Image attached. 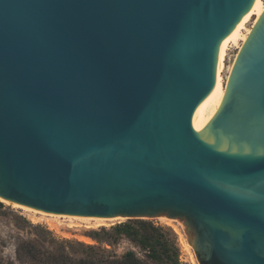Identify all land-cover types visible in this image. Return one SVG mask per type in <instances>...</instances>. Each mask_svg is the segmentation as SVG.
<instances>
[{
  "label": "water",
  "instance_id": "obj_1",
  "mask_svg": "<svg viewBox=\"0 0 264 264\" xmlns=\"http://www.w3.org/2000/svg\"><path fill=\"white\" fill-rule=\"evenodd\" d=\"M256 0H0V198L184 227L198 264H264V12L222 103V42Z\"/></svg>",
  "mask_w": 264,
  "mask_h": 264
},
{
  "label": "rangeland",
  "instance_id": "obj_2",
  "mask_svg": "<svg viewBox=\"0 0 264 264\" xmlns=\"http://www.w3.org/2000/svg\"><path fill=\"white\" fill-rule=\"evenodd\" d=\"M253 21L247 27L251 28ZM228 57L225 62V71L223 77L226 80L229 68L238 54V47L231 46ZM0 258L4 264H32L26 255L28 244L35 245L41 250H65L73 259L85 257L89 252L87 246H93L98 250H103L117 257L123 256L126 252L133 251L138 257L145 259V253L136 247L130 240L122 237L118 242H113L110 237L103 236L101 230H110L112 227L126 223L127 219L112 220L106 222L104 226L95 229L85 227H72L70 222L65 219L56 221L55 218L35 214L20 207H13L0 201ZM49 215V214H48ZM153 221L157 226L171 229L177 238V244L180 248V261L182 264H197L191 260L189 253L183 247L180 236L175 231L179 221L172 220L171 224L160 219ZM51 224L56 228L52 227ZM184 230V227H183ZM101 232V238H96L95 233ZM185 234V233H184ZM82 238H88L91 244L82 241ZM187 238V236H186ZM197 262V261H196Z\"/></svg>",
  "mask_w": 264,
  "mask_h": 264
},
{
  "label": "trees",
  "instance_id": "obj_3",
  "mask_svg": "<svg viewBox=\"0 0 264 264\" xmlns=\"http://www.w3.org/2000/svg\"><path fill=\"white\" fill-rule=\"evenodd\" d=\"M101 232L115 243L122 237L130 240L145 253V259L133 251L117 257L93 246L86 247L89 253L85 257L73 259L65 250H41L31 243L26 255L32 264H182L174 232L157 226L153 221L128 220L110 230L104 228ZM101 232H96L95 237L101 238ZM0 264H4L1 258Z\"/></svg>",
  "mask_w": 264,
  "mask_h": 264
},
{
  "label": "bare ground",
  "instance_id": "obj_4",
  "mask_svg": "<svg viewBox=\"0 0 264 264\" xmlns=\"http://www.w3.org/2000/svg\"><path fill=\"white\" fill-rule=\"evenodd\" d=\"M264 12V0H256V3L254 4L253 8L243 17L241 22L238 24L236 29L222 42L221 48H220V55H219V64H218V70H217V80H216V86L213 92L210 94L208 100L206 101L205 105L200 111V124L206 126L214 117L216 112L218 111L222 100L225 95V90H226V84L228 82L229 75L232 71L233 64L236 60L237 55L235 56V60L232 63V65L229 68V73L226 78V80L223 77V73L225 71V62L228 57V53L230 51L231 46H237L238 47V52L242 48L243 44L246 42L253 26L256 24L260 16ZM253 21V25L251 28H248L247 25ZM0 201L10 204L9 202L3 200L0 198ZM13 207H20L24 210H27L29 212L35 213V214H40L44 216H48L51 218H55L56 221H59L60 219H65L70 222V226L76 227H85L87 229H95L99 228L101 226H104L106 222L109 221H114V220H122L123 218H90V217H77V216H65V215H54V214H49L48 213H43L39 212L27 207H22L19 205L11 204ZM162 221H167L168 224H171L173 221L167 218H160ZM52 227L56 228L55 225ZM175 231L178 233L180 236L181 243L183 247L187 250V252L190 255L191 260H193L195 263L198 264L194 250L192 247L189 245L186 234H184L183 227L179 224V226L175 227ZM82 241L91 244L90 239L88 238H82Z\"/></svg>",
  "mask_w": 264,
  "mask_h": 264
}]
</instances>
